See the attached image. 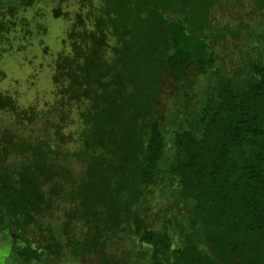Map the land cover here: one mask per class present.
Here are the masks:
<instances>
[{
	"label": "trees",
	"instance_id": "16d2710c",
	"mask_svg": "<svg viewBox=\"0 0 264 264\" xmlns=\"http://www.w3.org/2000/svg\"><path fill=\"white\" fill-rule=\"evenodd\" d=\"M36 1L6 0L5 32ZM65 1L74 38L89 0ZM102 14L118 43L83 32L52 90L0 93V264H264V0Z\"/></svg>",
	"mask_w": 264,
	"mask_h": 264
},
{
	"label": "rangeland",
	"instance_id": "374dc122",
	"mask_svg": "<svg viewBox=\"0 0 264 264\" xmlns=\"http://www.w3.org/2000/svg\"><path fill=\"white\" fill-rule=\"evenodd\" d=\"M118 1L89 0L88 5L90 8L87 4L85 5L87 8L83 7L85 18L83 26L74 31L76 34L74 38H69V33L73 30L71 21L61 16L55 18L52 15L53 9L57 7L52 4V0H37L28 11L25 10L28 19L27 28L30 33L23 36L22 26L18 22L9 35L10 50L1 53L0 68L5 75L0 77V88L18 89L20 94L23 93L20 98L21 102H29L32 97L37 95L35 90H41V88L44 90L51 88L52 90L53 85L49 84L51 81L49 74L54 68L55 58L58 57L59 53L69 55L72 50L71 43L80 40L83 32L85 36L92 34L101 37L105 34L109 45L112 42L118 43V37L114 34L118 19H114L112 22L102 14L112 12L113 16L116 15L115 7ZM39 6L41 12L47 9V13L33 15L34 10H38ZM60 6L62 10H66L68 7L70 10H74L78 5L77 0H66ZM105 6H111L112 11L104 8ZM83 45L86 46L87 50H91V42L88 38ZM115 48L116 50L112 47H104L98 50H103L104 57L108 62L113 59L118 62L120 59H124L122 50H125V48H121V46ZM119 50L120 52H118ZM31 74L34 76L33 88L28 87Z\"/></svg>",
	"mask_w": 264,
	"mask_h": 264
},
{
	"label": "flooded vegetation",
	"instance_id": "af4514ba",
	"mask_svg": "<svg viewBox=\"0 0 264 264\" xmlns=\"http://www.w3.org/2000/svg\"><path fill=\"white\" fill-rule=\"evenodd\" d=\"M5 1L6 0H0V14L5 11L4 10V6H6V4H4ZM16 19H18V18H16ZM5 20H6V18L4 16L3 17L0 16V52L1 53H2V50L4 49L5 45L7 44L6 43V41H7L6 38L7 37L10 38V36H9L10 35V31L9 32H5L4 28L2 27L4 22H5ZM18 21L19 20H17L16 23H18ZM5 92L9 93L8 92V88H5V89H1L0 88V93H5Z\"/></svg>",
	"mask_w": 264,
	"mask_h": 264
}]
</instances>
